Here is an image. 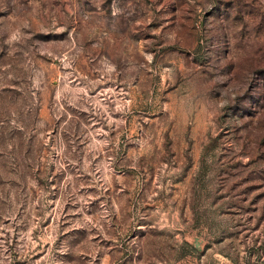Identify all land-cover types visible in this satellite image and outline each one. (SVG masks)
<instances>
[{
    "label": "rangeland",
    "instance_id": "1",
    "mask_svg": "<svg viewBox=\"0 0 264 264\" xmlns=\"http://www.w3.org/2000/svg\"><path fill=\"white\" fill-rule=\"evenodd\" d=\"M0 264H264V0H0Z\"/></svg>",
    "mask_w": 264,
    "mask_h": 264
}]
</instances>
